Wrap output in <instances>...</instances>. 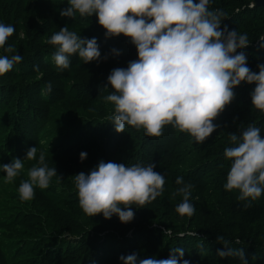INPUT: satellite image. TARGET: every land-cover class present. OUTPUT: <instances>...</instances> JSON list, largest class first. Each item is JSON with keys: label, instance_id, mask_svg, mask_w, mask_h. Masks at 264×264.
Instances as JSON below:
<instances>
[{"label": "trees", "instance_id": "trees-1", "mask_svg": "<svg viewBox=\"0 0 264 264\" xmlns=\"http://www.w3.org/2000/svg\"><path fill=\"white\" fill-rule=\"evenodd\" d=\"M252 1L209 0L208 7L223 11L222 29L246 34L249 45L237 52L243 51L247 66L258 72L257 65L264 64V7ZM67 6V0H0V23L15 28L4 48L14 46V54L23 57L0 76V166L37 148L36 160L24 161L13 182L5 183L0 170V264H123L121 256L167 259L176 248L184 250L180 259L189 264H241L239 257L217 255L225 241L244 250L247 264H264V193L240 200L238 189L224 188L232 164L224 150L234 146L229 134L239 137L255 125L264 138V113L251 105L255 85L241 82L233 89L234 99L213 121L216 131L201 144L171 125L160 137L127 125L117 133L107 119L114 112L105 101L113 92L107 77L137 59L135 46L123 35L106 38L95 14L62 17ZM65 26L81 38L95 37L100 58L84 63L74 54L69 67L59 69L52 59L57 48L48 40ZM4 48L0 56L11 55ZM41 151L58 176L21 201L18 187ZM81 152L87 153L83 161ZM101 161L154 164L164 175L162 194L143 208L132 205L135 215L128 223L116 215L87 216L79 207L74 175L87 174ZM178 176L193 186L190 217L175 211L183 199L173 196L181 187Z\"/></svg>", "mask_w": 264, "mask_h": 264}, {"label": "clouds", "instance_id": "clouds-1", "mask_svg": "<svg viewBox=\"0 0 264 264\" xmlns=\"http://www.w3.org/2000/svg\"><path fill=\"white\" fill-rule=\"evenodd\" d=\"M67 7L60 11L62 17H97V23L105 30V37L123 35L135 46L137 59L126 68H116L107 77L113 89L105 97L114 105V112L107 117L117 133L125 126L144 130L147 137H160L166 125L189 134L195 143L201 144L217 129L213 121L235 97L233 89L241 82L254 84L250 92L251 105L264 113V64L257 65L258 72L247 66L243 51L249 45L246 34L221 28L222 10H209V0H67ZM15 28L0 23V48H4ZM48 43L56 46L52 59L59 69L70 65L69 57L76 54L89 63L100 58L95 37L81 38L68 27L53 34ZM11 55L0 56V76L9 72L23 57L14 46L4 48ZM114 54L119 55L115 49ZM107 57H105L106 59ZM36 71L38 67L34 66ZM51 92V84L46 85ZM232 147L225 148L224 156L232 161L227 173L226 191L238 189L239 199H257L264 193V138L261 129L247 126L239 135L229 134ZM87 153L81 152L83 161ZM37 148L27 150L23 160L13 159L0 166L6 175L5 183H11L24 170V161H33ZM154 164L124 165L115 162H99L87 174L74 175L79 207L89 217L102 214L105 219L116 215L121 223L134 218L131 206L143 208L163 192L164 175L154 171ZM55 167L49 168L43 151L35 165L27 171L28 179L18 187L21 201L34 197V188L46 189L56 177ZM175 183L181 185L173 196L183 197L175 211L181 216H192L194 205L190 203L192 185L185 184L178 176ZM219 239H223L220 237ZM217 250L221 258L239 257L247 264L243 249L227 247ZM182 248L170 250L167 259H138L135 253L121 256L123 264H189L181 260Z\"/></svg>", "mask_w": 264, "mask_h": 264}, {"label": "water", "instance_id": "water-1", "mask_svg": "<svg viewBox=\"0 0 264 264\" xmlns=\"http://www.w3.org/2000/svg\"><path fill=\"white\" fill-rule=\"evenodd\" d=\"M252 5H260L264 7V0H253Z\"/></svg>", "mask_w": 264, "mask_h": 264}, {"label": "rangeland", "instance_id": "rangeland-1", "mask_svg": "<svg viewBox=\"0 0 264 264\" xmlns=\"http://www.w3.org/2000/svg\"><path fill=\"white\" fill-rule=\"evenodd\" d=\"M48 164H50V163H48ZM51 165V164H50ZM28 171V170H27ZM25 173H27V172H25Z\"/></svg>", "mask_w": 264, "mask_h": 264}]
</instances>
